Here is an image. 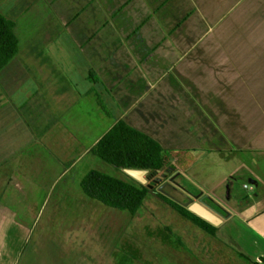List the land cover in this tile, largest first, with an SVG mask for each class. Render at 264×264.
I'll return each instance as SVG.
<instances>
[{
    "label": "crops",
    "instance_id": "1",
    "mask_svg": "<svg viewBox=\"0 0 264 264\" xmlns=\"http://www.w3.org/2000/svg\"><path fill=\"white\" fill-rule=\"evenodd\" d=\"M0 14L18 42L0 70V264L117 263L110 214L77 196L96 169H75L118 122L159 145L164 188L190 179L184 203L223 217L198 228L209 240L180 232L190 252L264 264V0H0ZM52 172L73 174L72 212L44 220L73 226L38 228L23 196Z\"/></svg>",
    "mask_w": 264,
    "mask_h": 264
},
{
    "label": "rangeland",
    "instance_id": "2",
    "mask_svg": "<svg viewBox=\"0 0 264 264\" xmlns=\"http://www.w3.org/2000/svg\"><path fill=\"white\" fill-rule=\"evenodd\" d=\"M249 31L251 29H245L244 35H252L249 34ZM86 165H90L91 168L99 170L109 176L120 179L124 178L118 169L92 156L86 157L77 165L75 170L82 171ZM56 172L47 174L42 180L43 182L40 184V188L22 190L24 193L23 196L25 195L27 198L31 197L36 203L34 212L40 214L36 221L38 228H43V225H48V227L54 229L63 226H73L76 223L65 221L50 222L44 220L49 215H64L72 212L67 208L66 203L68 200L67 192L69 191L68 183H70L69 179L73 174L65 173L59 176ZM219 177L218 172H215L210 181L215 182ZM184 184L189 191L185 190V192L181 189L182 192L178 193L166 188L162 190L166 196H170L182 204L186 201L182 194L186 195L185 193L190 191L197 192L195 190V183L193 181L191 182L190 179L184 182ZM14 185L10 186L11 188L9 189L10 191L17 192L13 188ZM77 196H82L84 198L83 200H88L92 202L91 204L102 208V213L110 214L109 216L103 215L105 220H101L98 223L100 224L101 230L106 226V230H110L108 236L105 234L102 235L103 238H101V241L108 242V245L116 250V264H212V262H217L214 257L210 259L208 257L209 255L203 256L189 251L186 240L180 233L181 231L183 233V230L186 229L190 234L195 233L208 240L209 237L175 213L167 205L153 197L144 199L142 206L136 215L132 217L126 211L108 208L97 202L90 201L83 196L82 192ZM190 198L192 202L196 201V198ZM75 203L79 204L82 201L76 200ZM164 227H168L171 233L168 234ZM130 256H133V259H130Z\"/></svg>",
    "mask_w": 264,
    "mask_h": 264
},
{
    "label": "trees",
    "instance_id": "3",
    "mask_svg": "<svg viewBox=\"0 0 264 264\" xmlns=\"http://www.w3.org/2000/svg\"><path fill=\"white\" fill-rule=\"evenodd\" d=\"M17 48L14 23L0 14V70L14 58ZM90 153L118 170H146L149 175L164 171L172 175L169 161L159 145L123 122H118L104 134ZM125 176L128 180L91 170L82 178L80 187L89 199L108 208L126 211L131 216L136 215L144 199L154 197L197 228L213 235L216 227L194 215L177 201L158 192L157 186L152 184L153 187L149 188L148 185L140 184L126 174ZM161 183L162 181L159 185Z\"/></svg>",
    "mask_w": 264,
    "mask_h": 264
},
{
    "label": "water",
    "instance_id": "4",
    "mask_svg": "<svg viewBox=\"0 0 264 264\" xmlns=\"http://www.w3.org/2000/svg\"><path fill=\"white\" fill-rule=\"evenodd\" d=\"M123 171L140 184L148 185L149 188H152L153 185L148 183V178L156 177L158 180L162 181L166 176H168V173L164 171H156L150 175L147 173L146 170L124 169ZM173 178L174 176L170 177V180H173ZM167 184V182H163L160 186L157 187V191L166 195L162 189ZM181 205L183 207H186L187 210L193 213L194 215L205 220L213 226L218 225L223 219L221 215H219L217 212L212 210L206 203H204L202 198L198 199L197 202H190V200H188L186 203Z\"/></svg>",
    "mask_w": 264,
    "mask_h": 264
},
{
    "label": "flooded vegetation",
    "instance_id": "5",
    "mask_svg": "<svg viewBox=\"0 0 264 264\" xmlns=\"http://www.w3.org/2000/svg\"><path fill=\"white\" fill-rule=\"evenodd\" d=\"M170 177H171V175L166 176V177L162 180V183L165 182L166 180L169 181V180H170ZM157 180H158V179H157L156 177H152V178L149 179V182H150V184H153L154 186H157V187H158V186H160L162 183L159 185L160 180H159V181H157Z\"/></svg>",
    "mask_w": 264,
    "mask_h": 264
}]
</instances>
